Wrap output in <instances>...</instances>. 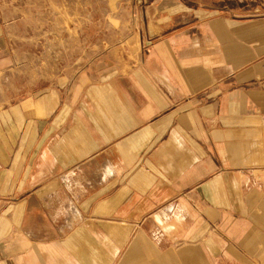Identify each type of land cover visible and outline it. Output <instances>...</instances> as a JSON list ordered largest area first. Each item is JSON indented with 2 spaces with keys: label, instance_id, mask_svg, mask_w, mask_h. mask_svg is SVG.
Wrapping results in <instances>:
<instances>
[{
  "label": "crops",
  "instance_id": "obj_1",
  "mask_svg": "<svg viewBox=\"0 0 264 264\" xmlns=\"http://www.w3.org/2000/svg\"><path fill=\"white\" fill-rule=\"evenodd\" d=\"M0 264H264V0H0Z\"/></svg>",
  "mask_w": 264,
  "mask_h": 264
},
{
  "label": "rangeland",
  "instance_id": "obj_2",
  "mask_svg": "<svg viewBox=\"0 0 264 264\" xmlns=\"http://www.w3.org/2000/svg\"><path fill=\"white\" fill-rule=\"evenodd\" d=\"M20 1H21V3H22L23 6L27 5V3H28V0H20ZM107 8H108V6L102 2L99 5V12H101V13L106 12L107 11ZM111 9H116L113 4H111ZM75 11H77L76 8H75ZM72 23L73 22L71 20H68V25L69 24H72ZM36 55L40 56V54H36ZM69 56H74V54H69ZM36 63H38L39 65L42 64V60L37 59V56H36Z\"/></svg>",
  "mask_w": 264,
  "mask_h": 264
}]
</instances>
